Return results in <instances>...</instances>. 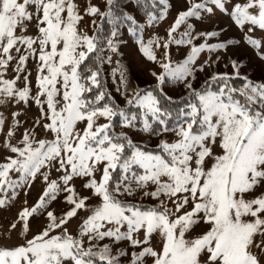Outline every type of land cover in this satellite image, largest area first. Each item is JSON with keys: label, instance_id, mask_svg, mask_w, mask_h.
Wrapping results in <instances>:
<instances>
[{"label": "snow or ice", "instance_id": "obj_1", "mask_svg": "<svg viewBox=\"0 0 264 264\" xmlns=\"http://www.w3.org/2000/svg\"><path fill=\"white\" fill-rule=\"evenodd\" d=\"M158 4L148 26L168 15V0ZM118 7L0 0V207L43 184L0 236V264H264V79L241 73V58H227L232 72L214 68L220 51L241 42L264 62V0H182L165 34L147 41ZM217 11L239 40L190 22ZM85 16L107 19L111 34L95 19L89 34ZM125 21L152 83L133 86L117 61L121 104L102 66ZM172 45L187 51L175 60ZM57 197L59 211L50 207ZM32 217L43 218L35 232Z\"/></svg>", "mask_w": 264, "mask_h": 264}, {"label": "rangeland", "instance_id": "obj_2", "mask_svg": "<svg viewBox=\"0 0 264 264\" xmlns=\"http://www.w3.org/2000/svg\"><path fill=\"white\" fill-rule=\"evenodd\" d=\"M79 4L83 8V6L88 2V0H78ZM171 7L168 10L167 17L159 22L155 27L154 25L148 26L146 24L147 19H137V33L136 36H142V38L147 41L148 38L153 34L157 33L159 35H164L169 25L172 23L177 10L181 8L182 6V0H168ZM91 3L97 4L99 7H101V10L104 8V0H91ZM130 9H132V5H129ZM99 16L97 17H88L85 16L84 19L81 21L82 25H88L89 34H91L92 31V25L90 21L92 19L97 20ZM190 22L194 23L198 30H212L213 27L217 28H223L225 31L221 34L220 37L216 38L219 40H223L225 38H234V39H240L242 33L240 29H238L234 23L230 20V18L217 11L216 17L213 19V21L209 22L207 20L201 22L196 20L195 18H192ZM145 24V28L143 32L141 33L138 29L139 24ZM184 26L182 25L180 29L177 30L175 35H179L180 31H183ZM246 30V29H245ZM256 38H259L262 34L257 31L254 33ZM136 36H134L132 33L128 31V29L122 30V35H118L114 37V39L118 42L117 45V51L115 53H111L108 51L107 56H111V63H106V74H107V80L109 83V87L111 92L114 96H116L117 100L120 101V103H123L122 98H120L116 92L115 88L117 87V84L119 82V71L116 73V80L113 81L112 77V69L117 67V61H119V65L121 68L126 70V74L130 76L131 83L133 86L135 84L139 83L141 86L147 83H152V77L148 74V68L152 67L151 63L146 61L145 58L142 57L141 53L138 50V45L136 43ZM197 43L200 42V40L196 41ZM209 42H216L214 39L210 38ZM177 47L175 45L170 46V52L172 54V58L175 60L180 59L187 51V49L183 46H179V51H177ZM221 56L220 61L214 65L215 70L217 71H227L232 72V68L230 65L227 67L226 61L228 57L232 58H241L244 60V65L241 67L240 71L241 73L248 74L252 78H261L264 79V62H261L257 57L254 56L253 50L247 46L244 45L243 42H241L240 45H234L230 46L226 52L220 51L218 53ZM206 53H202L198 59L202 60L206 58ZM212 59H215V55L212 56ZM28 67L30 69H33V62L30 59L28 61ZM207 71V69H206ZM33 70V75H34ZM203 75V74H201ZM35 108L26 109L25 115L30 119L33 115H35ZM25 115H21L19 119L24 120ZM17 136H19V133H17ZM2 139V137H0ZM155 143V142H153ZM13 179H15V174L13 175ZM43 189L42 182L37 179L31 188L28 190L27 195H25L23 190H20L18 192L17 197L15 200L8 206L0 207V236L4 234L5 229L8 227V224L10 221H12L19 208L22 206V202L24 200H27L28 205H32L35 200L38 198L39 194L41 193ZM79 190V189H78ZM10 195V193H9ZM63 194H61L62 196ZM150 203H154V201H149ZM50 207L56 209L59 211L60 207V197H57L56 201H53ZM43 222L42 217H32L30 218V225L32 228V231L35 232L39 225ZM19 227V226H18ZM71 227V225H70ZM31 235V233H29ZM16 240L15 232L13 233V241ZM9 241V242H13ZM0 242H4L0 240Z\"/></svg>", "mask_w": 264, "mask_h": 264}, {"label": "trees", "instance_id": "obj_3", "mask_svg": "<svg viewBox=\"0 0 264 264\" xmlns=\"http://www.w3.org/2000/svg\"><path fill=\"white\" fill-rule=\"evenodd\" d=\"M151 3V0H149V4ZM117 4H118V8L116 9L117 11V14L119 15L120 14V10L121 9H124V10H127L137 21V19H147V16H146V11L147 10H151L154 12V14H158V8H159V4H158V0H157V5L158 7L153 9V8H149L147 10H145L142 6H138L134 3H132V0H117ZM129 5H132V9H130ZM97 17V16H95ZM96 21V26L102 30V34L105 35V36H108L111 34V30H112V25H110L108 22H107V19H101L100 17L97 18ZM158 24V23H157ZM157 24H153L154 27L157 25ZM129 27H133V25L131 24V22L129 21H125L123 22L122 24H118L117 25V34L118 35H122V30L123 29H128ZM107 49L105 50L104 52V55L107 56ZM104 71H103V80L106 82V86H107V89L111 92L110 90V87H109V83H108V80H107V74H106V63L102 66ZM251 79L253 80H260L261 78H252L251 76H249Z\"/></svg>", "mask_w": 264, "mask_h": 264}]
</instances>
